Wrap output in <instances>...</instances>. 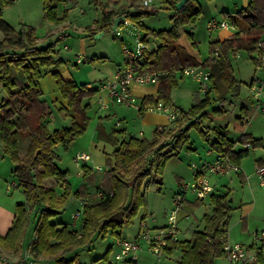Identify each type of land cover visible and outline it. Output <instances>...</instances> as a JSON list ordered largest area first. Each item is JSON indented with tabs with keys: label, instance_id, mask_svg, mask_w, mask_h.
I'll return each instance as SVG.
<instances>
[{
	"label": "trees",
	"instance_id": "1",
	"mask_svg": "<svg viewBox=\"0 0 264 264\" xmlns=\"http://www.w3.org/2000/svg\"><path fill=\"white\" fill-rule=\"evenodd\" d=\"M43 1L46 18L52 22H62L64 19L57 16L58 2L61 0ZM134 1L131 10H107L106 4H101L103 17L95 27H88L89 35L111 30L114 18L123 14L144 31L141 38L144 44L149 45L151 39H159L160 43L156 47L144 48L139 57L129 58L126 64L132 65L137 72L158 70L169 73L163 76L158 91V100H163L167 106H173L170 92L179 83L176 72L183 67L201 64L210 67V86L204 97L195 101L189 110L181 109L182 116L173 128L157 129L152 139L131 137L120 142L111 136L109 140L117 144V148L107 158L109 168L105 173L84 165L85 179L91 184L96 183L95 190L105 195L93 197L91 194L88 197L80 227H69L54 221L72 194L71 186L65 180L68 172L58 165L60 155L57 148L58 145L68 148L86 132L90 116L89 104H84V99L95 92L87 84L68 81L59 71H52L68 105L59 110L70 117L72 123L69 127L51 131L46 118L53 113V108L43 97L40 81L46 72L62 65L64 60L54 57V43L38 44L34 28L30 27L26 32L30 42L27 45L22 36L12 38L13 28L5 21H0V29L7 34L0 41V87L8 95L0 104V140L4 153L16 164L15 174L26 197L17 207V217L12 228L5 236L0 235V244L7 249L15 252L21 249L30 224L28 209L34 212L37 221L35 229L38 231V240L32 244L31 253L36 258L44 255L56 264H74L76 258L68 259L66 255L85 246L95 237L105 238L109 232L119 235L118 229L132 222L145 198V194L141 193L143 183L157 180L152 175L154 163L157 162V172L162 173L165 163L177 158L184 144H190L189 131L192 127L199 129L205 141L220 156L233 162H240L248 155L249 147L235 149L238 142L249 143L253 148L262 145L261 139L251 133H243L234 139L228 125L211 126L204 124V121H210L213 115H225V104L230 97H238L240 94L242 81L235 76L230 54L242 49L251 54L264 36V0H249L246 7L230 16L240 30L223 41H212L213 55L203 62H199L179 42L182 30L186 29L190 41L196 45L194 28L201 13L197 0H188L181 9L176 7L179 0H162L173 10L171 19L174 22L170 27L160 30L149 27L144 21L146 17L157 14L158 7ZM216 52L217 56L214 55ZM101 59L106 60L105 57ZM254 61L257 60L254 58ZM158 100L146 96L140 112L143 113L149 103L157 104ZM215 100L219 103L216 106ZM242 111L235 118L236 128H244L247 123L242 118L248 111L247 107H242ZM25 135L29 136V142L21 155V143ZM47 179H54L56 185L48 187L45 184ZM57 185H64L63 194H58ZM88 191L85 183L75 194L84 197ZM210 200L213 209L211 213L205 214L204 227L196 230L190 240L170 239L171 245L165 249L172 253L174 248H181V264H216V258L224 255L223 247L229 240L224 222L231 213L232 204L229 202V193H212Z\"/></svg>",
	"mask_w": 264,
	"mask_h": 264
},
{
	"label": "rangeland",
	"instance_id": "2",
	"mask_svg": "<svg viewBox=\"0 0 264 264\" xmlns=\"http://www.w3.org/2000/svg\"><path fill=\"white\" fill-rule=\"evenodd\" d=\"M141 1L139 0V3ZM197 1L201 6V13L196 20L194 28L196 45H193L190 41L186 29L182 30L179 42L187 49L193 50L199 58L204 60L213 55L211 48L212 41L220 37L219 32L221 31L220 28L210 30L208 28L209 20H222L225 19L224 17H228L226 19L232 22L230 16L236 11V6H243L244 0ZM133 2L135 1L75 0L68 4V6H65L64 0H61L58 2L57 16L64 20L56 23L46 18L43 0H0V21H5L13 28L12 38L17 39L22 36L25 38V44L27 45L30 42L28 41L29 37L26 32L29 31L30 27L34 28L36 36L40 37L37 36L38 44L48 45L54 43V57L63 58L64 63L59 66V69L63 70L65 76L72 77L80 84L88 83V85H94L97 83L95 77L102 74L105 75V73L111 74L119 64L127 62L128 55L125 47L127 46L134 51L137 48L138 40H140V31L143 33L144 31L130 22L129 25L121 24L119 26L120 34L113 32L111 29L107 31L101 30L95 35L90 36L88 27H95L97 21L102 19L101 4H106L107 8L112 6L113 10L121 8H130L131 10L133 9L131 6ZM151 5L158 7L159 11L153 16L146 17L144 19L145 23L157 30L170 27L174 22L171 19L173 10L170 6L163 3L162 0H154ZM6 37L7 34L0 29V41ZM158 43H160L159 39H151V43L148 46L151 49L156 47ZM238 51V55L236 52L230 54V60L235 76L242 81L240 94L238 97H230L229 101L225 104L227 109L225 115H213L212 119L210 121L205 120L204 124L218 127L228 125L231 137L234 139L239 137L244 131L250 132L256 138H260L262 145L256 148L250 147L251 154L243 158L247 172L255 170L256 176L252 174L249 181H247L239 174L240 171H233L229 175H220L206 169V178L213 187L218 183L217 189L220 192L229 193V198L233 199L231 204L234 209L224 222L226 228L229 230V241L232 243H244L251 249H257V247L261 246L262 242L259 238L256 239L254 237L256 229L251 230L246 237L243 229L246 221L243 220L241 212L245 204L252 206L251 221L257 225L256 228L259 232L264 229V186L260 184V179L255 169L257 161H261L262 165H264V113L257 112L254 107L253 96L249 87L252 79L256 76H261L262 71L256 70L257 65L254 57H256L257 52L253 51L251 56L244 49ZM95 55L98 57L97 62L92 63V61L88 60V58ZM214 55L217 56L216 53ZM79 57L83 60L82 62H78ZM101 57H105L106 60L102 61ZM177 72L178 77H180V74L182 76L181 70ZM183 78L185 79L178 78L179 83L172 87L170 98L171 103L179 110L183 109L187 111L195 101L204 97V92L200 91L199 84L191 77L187 76ZM106 80L107 78H105ZM7 97L5 89L0 87V104ZM216 104H219L217 100L214 101V106ZM242 107L248 108L247 113L251 119L246 123L244 128H236L234 121L238 115L240 116L243 113ZM55 112L59 116L60 110L53 107V113ZM102 113L98 109L97 112H90L91 120L87 131L78 137L68 148L63 146L59 148L60 159L58 165L63 170H69V174L71 175L69 184L71 189H73V193L69 196L68 202L54 221L68 225L69 227H80L83 221L82 216L74 224L73 215L80 208V197L75 192L85 183L88 189L92 191L96 184H91L90 181L85 179L84 175L78 176V171L82 168L81 172H83V167H78V163L74 159L76 154L78 152L91 154L96 163L94 168H102L100 173H105L109 168L106 157L107 153L111 152L113 146L102 139H97V137L95 138V142L92 143V135L93 132L97 131V126L101 119L100 116H103V119H105L104 113ZM69 123H71V120L68 121ZM131 123L137 125L133 120ZM63 127L61 123L59 128ZM131 133L133 135L138 134L137 131H132ZM189 140L190 144H184L180 158L167 161L162 173L157 172L158 165L157 162L154 163L152 175L154 178L157 177V180L143 183L141 193L145 194V198L141 201L132 222L118 229L119 235L109 232L105 238L100 236L95 237L85 246L68 253L66 258H76L74 264H126L125 261L117 262L115 260V255L119 251L116 241L118 239L135 240L141 228L146 230L147 226L152 233H155L157 229L167 225V215L173 211H176L178 222L177 233L174 236L176 237L175 239L179 241L190 240L196 230L202 229L205 224L204 215L212 212L213 209L210 202L206 199L202 203L197 194L191 190L185 191V193L189 192L187 200L182 196H179V201L177 200L176 175L178 173L183 174V176L189 174L188 176H192V178L184 180V182L192 181L194 176L193 171L200 162V158L208 157L207 151L210 144L205 141L198 128L192 127L190 129ZM28 142L29 136L25 135L21 143V155L24 154ZM189 145L192 148H189ZM2 154L5 155L0 143V159L8 158L7 155L3 158ZM89 164H93V162L90 161ZM79 165H82V163H79ZM14 178L16 177L14 176ZM158 180H162V182L160 183ZM45 184L48 187L54 186L56 185V181L54 179H47ZM59 188L60 190L58 191L61 192L58 194H63L64 189L62 185ZM92 196H97L96 192ZM243 196L245 200L241 203V197ZM184 202L188 204L187 207L182 206ZM142 223H146L147 226H142ZM140 242L141 247L137 253V264H181V248H174L172 253L161 249L159 254H156L150 249V245L145 240H141ZM48 262L56 264L52 259H49ZM226 263L224 255L216 258V264Z\"/></svg>",
	"mask_w": 264,
	"mask_h": 264
},
{
	"label": "crops",
	"instance_id": "3",
	"mask_svg": "<svg viewBox=\"0 0 264 264\" xmlns=\"http://www.w3.org/2000/svg\"><path fill=\"white\" fill-rule=\"evenodd\" d=\"M141 3H142V1H141ZM248 3H249V0H244L243 6H240V7L236 6V11L241 10L242 8L246 7L248 5ZM107 10H113V7L109 6L107 8ZM224 18L225 19H222V20H227L226 18H228V17H224ZM222 20H219V21H222ZM232 21H234V20L232 19ZM220 29H221V31L219 32L220 37L218 39L221 41L231 37L237 31L240 30L239 27H237L236 30H233L230 28H220ZM142 36H143V32L140 31V38H142ZM262 38H264V36ZM187 50L199 62H203L204 60H206V59L202 60L201 58H199L194 53L193 50H189V49H187ZM250 55L252 56V53ZM79 58H81V57H79ZM97 59H98V57L96 55L88 58V60L92 61V63L97 62ZM127 60H128V58H127ZM102 61H104V60H102ZM125 65H126V63L119 64L117 66V68L111 74L105 73V75H103V74L98 75L97 77H95L97 80V83H95L94 85H90V84L88 85V83H81V84H87V86L89 88L93 89L95 92L92 96L86 97L84 99V104H89L88 115L90 116V120H91L90 112H97V109H98L100 113L101 112L104 113L105 119H103V116H100L101 119L98 123L97 131L93 132L92 143L95 142V138L97 137V139H99V140L102 139L106 143H109L113 146L111 152L107 153L106 158H108L109 156L111 157L112 152L117 148V144H115L113 141L109 140L111 136H113L114 139L118 138L120 142L123 140H128L131 137H136L139 139H143V138L152 139L154 137L157 129L165 128V129L169 130V129L173 128L176 124V121L171 122L170 120H168L165 113H163L159 110H148V106L153 105L154 103H149L145 107V111L143 113L140 112V109L142 106V101L144 100V98L146 96H152L154 98V100H158V91H159V88L161 86L162 80L156 84H151V85H146V86H138V85L135 86L134 92L138 97V104L135 107L134 106H126V105L117 103L107 94L106 91L100 89V86L105 82V78H107V79L108 78H114L117 75V72L119 71V69L124 67ZM52 71H59L60 74L63 76V78L68 80V81H75L77 83H78V81H76L72 77L65 76L63 74V70L59 69V66L53 67L51 70L46 72L40 81L43 92H44L43 97H44V99H46L51 104L52 108L55 107V108L60 109L62 107H67L68 106L67 100L65 98H63V96L61 95L60 90L58 88V85L56 83V80L53 77ZM175 76H176L177 80H178V78L184 80L185 78H183V77H187V76H183V75L181 76V74H180V77H178V72L175 74ZM194 81L197 82L196 80H194ZM78 84H80V83H78ZM160 101L163 102V100H158V102H160ZM246 114H248V113H246ZM58 115L59 116H57V113L55 112L46 118L47 125L51 131H54L56 129H62V128H59L61 123L64 126L63 128L69 127L72 123V119L70 117H66V115L63 111H60L58 113ZM69 120H71V123L68 124ZM132 120L137 125L132 124L131 123ZM88 127H89V125H88ZM132 131H134V132L137 131L138 134L133 135L131 133ZM243 133H250V132L244 131ZM239 137H237L235 139H238ZM0 143H1V140H0ZM243 145L244 144L238 142L236 144L235 149L239 150L241 148H246ZM1 146H2V143H1ZM60 146H62V145H58V148H57L58 153H59ZM190 148H192V147L190 146ZM194 150H196V149H194ZM248 154H251V148L250 147L248 150ZM2 156H3V158H5L4 156H6V154L5 155L2 154ZM90 156H91V154H90ZM207 156L208 157H205V158L201 157L199 160L200 162L197 165L200 172H202V175H204L205 177H207L206 169L208 167V164L211 163V161H215L218 158L222 157L211 146H209V150L207 151ZM7 157L8 158H5L3 160L0 159V235H2V236H5L9 232V230L12 228V226L14 225L16 217H17V207L19 204L23 203L26 199V197L22 191V188L19 185V180L15 174V165L16 164L8 155H7ZM179 158H180V155L177 158H172V159H179ZM90 161H92L94 165L89 164ZM81 163H82V165H79V164H77V165L80 168L83 167V172H81L82 171V168H81V170L78 171V173H77L78 176L84 175L83 174V173H85L84 165L85 166L87 165L86 166L87 168L89 167V168H92L93 170H96L94 168L96 163L94 162L92 156H91L90 160H88L86 162H81ZM180 163H181V159H180ZM235 163H237L239 165V167H240V169L238 170V171H240L239 174H241L245 180L249 181L251 175L252 174L255 175V170L251 171V172H247V170L244 166V160L243 159H241L240 162H235ZM261 164H262L261 161H257V163L255 165V169H256L257 165H261ZM179 169H180V167H179ZM101 170H98V171H101ZM67 172H68V175L66 176L65 180H66V183H70L71 175L69 174V170H67ZM232 172L233 171H231L227 174H224V175H229ZM188 175L183 176V174H180V173H178L176 175V181H177L176 182V186H177L176 191L177 192L180 193V184L182 182H184V180H189V178L190 179L192 178V176L189 177ZM14 176L16 178H14ZM186 176H188V177H186ZM193 178H194V176H193ZM217 185H218V183L215 184L214 187L212 186L213 191L210 194H208V196L206 198H199V199H201L202 203H204L207 199L210 202L212 208H213V205H212L211 200H210L211 194L212 193H217V194H225L226 193V192H224V193L220 192V190L217 189ZM59 187H60L59 185L56 186V190L58 193L61 192V191H58V190H60ZM62 187L64 189V185H62ZM95 189L96 188L92 189V191L88 189L89 191H88L87 195L84 197H80V199L87 197L89 194L94 195V192H97V190H95ZM182 193L183 194L181 196L183 198H185V200H187V197L189 196V194H188L189 192H186V193L182 192ZM241 198H242L241 203H243L245 200L244 196ZM182 206L187 207L188 204H185V202H184L182 204ZM242 208H243V210L241 212L242 217H243V220L246 221L243 225L244 233L247 237L248 234L251 232V230L256 229V231L254 232V235H255V233L257 231L259 232V230L256 228L257 225H255L251 221L250 214L252 212V206H247L245 204L244 207H242ZM233 209H234V207L232 205V210ZM232 210H231V212H232ZM28 211H29L30 224L28 226V229L26 230V234H25L24 239L21 243V249L19 251L15 252L13 250L7 249L4 245L0 244V248L2 249L4 254L7 256V258L9 259V261H5L3 258L0 257V264H14L15 262L19 261L22 258L25 250L28 248L29 243L31 242V240H33L34 235H35V231H36L35 228L37 225V221L34 218V212L29 210V209H28ZM206 214H208V213H206ZM36 232H38V231H36ZM228 233H229V230H228ZM229 240H230V238H229ZM252 243H253V241H252ZM48 261H49V258H47L44 255H40L39 257L36 258L31 253V250H30V255L27 257V261L25 264H41V263L42 264H50V262H48Z\"/></svg>",
	"mask_w": 264,
	"mask_h": 264
},
{
	"label": "built area",
	"instance_id": "4",
	"mask_svg": "<svg viewBox=\"0 0 264 264\" xmlns=\"http://www.w3.org/2000/svg\"><path fill=\"white\" fill-rule=\"evenodd\" d=\"M75 0H65L64 4L74 2ZM154 0H142V3L147 6H151ZM128 18H124L121 24H130ZM120 24V25H121ZM208 28L210 30L215 28H230L233 30L237 29L234 21L229 22L228 20H209ZM117 34H120L119 27ZM144 48H149L148 45L144 44L142 39L138 40L137 48L133 51L127 46L125 47L126 53L129 58H137L142 54ZM257 52L256 57V70L262 71L261 76H256L250 82V91L253 96V104L257 112L264 113V38H262L256 45L254 50ZM237 55L239 51H236ZM217 55V52H216ZM78 62H82V59L79 58ZM177 73V72H176ZM183 76H189L192 79L196 80L199 83V89L202 92H206L210 86V79L212 76V70L208 66L204 65H188L181 69ZM169 74L166 71H146V72H137L134 70L132 65L126 64L124 67L120 68L117 72V75L114 78H108L101 86L100 89L107 92V94L117 103L126 105V106H137L138 97L134 92L135 86H146L151 84L159 83L164 75ZM148 110H159L166 114L168 120L171 122L177 121L181 118L182 112L176 106H167L163 102H158L148 106ZM242 118L248 123L251 119L248 114L242 116ZM1 123V122H0ZM244 147H250L249 143L243 145ZM75 161L79 164L81 162H86L91 159L89 153L78 152L75 156ZM195 166V165H194ZM96 170H101L100 167H95ZM240 169L239 165L228 158L220 157L214 162L208 164L207 170L218 173L220 175L227 174L231 171H238ZM256 173L260 179V184L264 186V165L256 166ZM194 178L190 182H182L180 184V193L177 196L179 201L180 197L187 190H191L197 194L198 198H206L208 194L213 191V187L210 185L208 179L202 175L199 168H196L193 171ZM90 195V194H89ZM89 195L85 198L80 199V208L73 215L74 224L79 220L83 215L84 207L87 203ZM96 195L98 197H104L102 191H97ZM177 215L176 211L170 212L168 215V223L156 230L155 233H152L146 223H142V226H147V229L144 230L141 228L137 238L135 240L129 239H118L116 243L118 244L119 251L115 255V260L125 261L126 264H137L138 263V251L141 247V240H145L149 245L150 249L159 254L161 249L165 250L167 247H170V239H175L174 237L177 233ZM254 237L261 240V246L257 249H251L249 246L244 243H232L229 240L224 244L223 251L226 258V264H264V229L261 232H256ZM255 239V240H256ZM38 240V233L35 231L33 240L29 243L28 248L23 253L22 258L13 262L14 264H25L27 257L30 255V248L33 243ZM166 251V250H165ZM0 257L5 261H9L7 256L4 254L0 248ZM159 264V263H157Z\"/></svg>",
	"mask_w": 264,
	"mask_h": 264
},
{
	"label": "water",
	"instance_id": "5",
	"mask_svg": "<svg viewBox=\"0 0 264 264\" xmlns=\"http://www.w3.org/2000/svg\"><path fill=\"white\" fill-rule=\"evenodd\" d=\"M187 1L188 0H179L177 5H176L177 9H181L186 4ZM124 18H125V15H123V14H120L114 18V23L112 26L113 32L117 33L118 27L120 26V24L122 23ZM232 201H233V199L229 198V202H232Z\"/></svg>",
	"mask_w": 264,
	"mask_h": 264
}]
</instances>
